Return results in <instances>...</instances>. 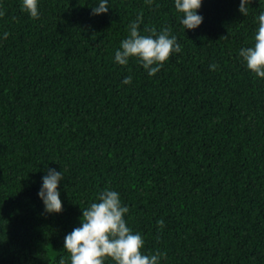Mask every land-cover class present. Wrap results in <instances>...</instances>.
<instances>
[{"label":"trees","instance_id":"trees-1","mask_svg":"<svg viewBox=\"0 0 264 264\" xmlns=\"http://www.w3.org/2000/svg\"><path fill=\"white\" fill-rule=\"evenodd\" d=\"M21 4L0 0V264H70L64 239L106 188L160 264H264V78L239 56L264 0L247 16L202 0L195 30L174 0L100 15L99 0H38L35 20ZM140 13L141 34L167 26L182 48L155 76L114 59ZM48 169L63 172L58 214L38 196Z\"/></svg>","mask_w":264,"mask_h":264},{"label":"clouds","instance_id":"clouds-1","mask_svg":"<svg viewBox=\"0 0 264 264\" xmlns=\"http://www.w3.org/2000/svg\"><path fill=\"white\" fill-rule=\"evenodd\" d=\"M153 0H146L151 6ZM250 0H240L239 11L248 15ZM175 9L182 14L180 23L186 30H195L203 23V17L198 14L202 0H174ZM21 10L35 20L39 19L38 0H22ZM108 0H99L98 6L92 7L93 15L107 13ZM5 13L0 11V17ZM258 29L254 35V44L239 50L248 70L260 78H264V11L258 17ZM143 23V13L129 24V35L121 41L115 51V62L127 66L129 60L135 58L147 71L149 76H155L174 53L182 51L177 37L172 35L169 27H163L159 32L155 28L145 29L149 35L140 32ZM9 33H4L7 39ZM221 37L222 38H226ZM210 69L215 71L219 65L213 63ZM132 83V77L127 76L122 84ZM63 172L48 169L42 178V186L38 196L43 201L45 212L61 213L63 203L58 190ZM129 208L122 204L120 194L111 189L103 190L89 207L82 208L81 226L74 228L64 239V249L70 254V264H105L106 258H111L114 264H160L161 257L166 253L159 251L145 254V240L139 232H133L127 224L125 216ZM162 230L163 219L157 221ZM60 264H64L61 260Z\"/></svg>","mask_w":264,"mask_h":264}]
</instances>
